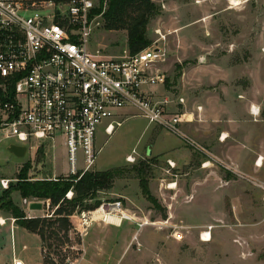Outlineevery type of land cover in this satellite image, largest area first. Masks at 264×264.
<instances>
[{
	"label": "rangeland",
	"instance_id": "rangeland-1",
	"mask_svg": "<svg viewBox=\"0 0 264 264\" xmlns=\"http://www.w3.org/2000/svg\"><path fill=\"white\" fill-rule=\"evenodd\" d=\"M152 1L158 13L147 24L146 47L162 49L164 61L157 69L166 77L164 87L156 88L155 100L166 96L171 110L193 112L195 120L180 127L202 151L148 123L133 108L118 110L122 123L110 134L102 129L97 133L99 152L92 168L121 167L112 186L78 202L73 210L67 205L68 229L59 228L55 220L50 246L40 248L34 236L13 238L7 225L15 224L14 218L0 211L7 222L5 228L0 226V264H10L12 247L29 264H264L263 192L253 182L264 181V160L259 169L251 171L246 165L248 174L238 175L231 161L242 149L264 154V0ZM97 21L90 37L93 49L110 56L124 50L132 54L125 30H106L102 18ZM180 97L184 103L177 107ZM244 104L258 106L259 113L252 115ZM200 111L205 118L201 122ZM9 143L0 132V179H8V185L16 183L26 163L31 180L68 175L60 137L53 143H30L23 157L10 153ZM186 146L192 150L191 160L170 167L169 156L176 158L179 152L173 151ZM133 166H141L155 204L142 194ZM11 194L28 218L64 216L55 213L59 204L47 206L32 197L21 201L19 192ZM104 199H120L128 212L146 221L136 241V226L129 221L115 226L97 220L79 236L77 212ZM32 203L40 207L33 209ZM204 231L210 240L201 239ZM177 232L181 239L173 237ZM42 247L46 251L41 253Z\"/></svg>",
	"mask_w": 264,
	"mask_h": 264
},
{
	"label": "built area",
	"instance_id": "built-area-1",
	"mask_svg": "<svg viewBox=\"0 0 264 264\" xmlns=\"http://www.w3.org/2000/svg\"><path fill=\"white\" fill-rule=\"evenodd\" d=\"M96 7L95 0H0L2 138L27 147L30 143H53L60 137L67 173L79 178L93 170L99 130L112 133L123 121L117 111L133 108L148 123L202 151L180 127L195 120L193 112L171 110L165 95L161 101L155 100L159 94L156 88H163L166 81L157 69V64L164 61L162 49L146 47L132 54L124 50L117 56L93 49L91 33L99 25L97 18H101ZM183 103L180 97L175 105ZM250 113L257 115L259 108L251 106ZM126 158L130 160L131 156ZM260 158L255 161L258 166ZM168 164L175 166L170 159ZM253 182L263 192L264 200V181ZM8 183V179H0L2 189ZM72 195L70 189L65 197L70 199ZM45 203L48 206L49 199ZM97 220L115 226L129 221L136 226L132 241L146 224L128 212L120 199H104L95 208L77 212L79 236L83 237ZM4 223L5 219H0V224ZM173 237L181 239L183 235L177 232ZM12 264L23 263L13 259Z\"/></svg>",
	"mask_w": 264,
	"mask_h": 264
},
{
	"label": "trees",
	"instance_id": "trees-1",
	"mask_svg": "<svg viewBox=\"0 0 264 264\" xmlns=\"http://www.w3.org/2000/svg\"><path fill=\"white\" fill-rule=\"evenodd\" d=\"M95 11L101 12L104 29L126 31V45L130 52L135 53L149 45L150 40L146 35V27L149 20L158 13V7L152 0H98ZM29 168V163L23 165L16 175V183L9 184L7 188L2 190L0 194V211L9 213L14 218L16 225L37 234L43 246H50L48 239L55 235V229L53 228L56 223L55 220L59 221V228H64L67 231L68 220L65 215L67 205L73 210L75 205L83 199L94 198L99 190L109 189L122 169L121 167H112L105 170H90L84 172L79 178L77 175L68 174L54 179L31 180L27 176ZM133 168L136 169L142 194L151 203L155 204L156 200L150 194L148 188V179L141 174V166H133ZM70 189L73 192V197L66 199L65 194ZM13 191H18L23 199L30 197L43 200L49 199L50 205L59 204L55 213L64 216L54 220L50 219L51 217L28 218L23 209L13 201L11 197ZM99 203L100 201L96 200L91 205H85L84 208L92 209ZM31 205L32 208L40 207L39 203H32ZM42 250H44V247H42L41 253ZM45 262H49L48 257Z\"/></svg>",
	"mask_w": 264,
	"mask_h": 264
},
{
	"label": "crops",
	"instance_id": "crops-1",
	"mask_svg": "<svg viewBox=\"0 0 264 264\" xmlns=\"http://www.w3.org/2000/svg\"><path fill=\"white\" fill-rule=\"evenodd\" d=\"M254 108L256 109V108H258V106H255L254 105ZM244 109L247 112L250 113V108L247 106V104H244ZM201 110H203V107L202 106H201ZM199 115H200V119L198 121L201 122L205 118H204V116H202L203 114L201 113V111L199 112ZM186 124H189V123H186ZM159 132H161V131H159ZM178 146H180V145H178ZM185 148H188V150H189L187 153L184 152L185 151ZM185 148L180 147L179 149H175L173 152H176V151L179 152V153H177L176 158H173V157H171V156L168 155L169 156L168 159H170L171 161H173L175 164L176 163L181 164V163H186V162L190 161L191 160V156H192V150L189 147H187V146ZM242 150H244L242 152L243 154L241 153V154H239L237 156H231V161H232V164L234 165V167H232V169L234 168L233 169V173H235L237 175L239 173L248 174L247 173V167H245L246 165L247 166H250V170L251 171L257 170V169H259L262 166L263 160H264V156H263L264 154L260 150H253V151H255L253 154H251L250 148H248V149H242ZM259 156L261 157V162L262 163H261V165L258 166V165L255 164V161H256V159ZM34 170H36V168H34ZM235 170H237V171H235ZM57 174H59V173H53L52 176L54 177ZM0 194H1V192H0ZM22 199L23 198L21 197V201H22ZM234 201H232L233 204H234ZM16 204L18 206H20V207L22 206L21 205L22 203L21 204L16 203ZM0 217L6 219V217H4V216H1L0 215ZM6 223L7 222L5 221V223L4 224H0V226L3 227V228H5ZM7 226H8L7 228H9V231H11V233H13V238H15L16 235H18L19 237H24V236H31V237H33L34 236L36 239H38V243H39V246L41 248V240H40V237L37 234L32 233V232H29L25 228H23V227H21L19 225H16L14 223H11V222H9V225H7ZM11 238H12V234H11ZM12 244H13V242H12ZM13 248L14 247H12L10 264H12L13 259L21 260L23 264H29L28 258L25 257V256H23L20 252L19 253H16L15 249H13ZM22 248L26 249L27 247L25 245H22ZM40 251H41V249H40Z\"/></svg>",
	"mask_w": 264,
	"mask_h": 264
},
{
	"label": "water",
	"instance_id": "water-1",
	"mask_svg": "<svg viewBox=\"0 0 264 264\" xmlns=\"http://www.w3.org/2000/svg\"><path fill=\"white\" fill-rule=\"evenodd\" d=\"M7 150L17 157H23L27 152V147L25 145L10 143L7 146Z\"/></svg>",
	"mask_w": 264,
	"mask_h": 264
},
{
	"label": "bare ground",
	"instance_id": "bare-ground-1",
	"mask_svg": "<svg viewBox=\"0 0 264 264\" xmlns=\"http://www.w3.org/2000/svg\"><path fill=\"white\" fill-rule=\"evenodd\" d=\"M223 139H224V137L221 138V140H223ZM260 159H261V158H260ZM0 219L3 220V218H1V217H0ZM201 239L204 240V241H208V240H210V239H211V235H210V233H209L208 231H204V232L202 233V237H201Z\"/></svg>",
	"mask_w": 264,
	"mask_h": 264
},
{
	"label": "snow or ice",
	"instance_id": "snow-or-ice-1",
	"mask_svg": "<svg viewBox=\"0 0 264 264\" xmlns=\"http://www.w3.org/2000/svg\"><path fill=\"white\" fill-rule=\"evenodd\" d=\"M237 2H238V0H237Z\"/></svg>",
	"mask_w": 264,
	"mask_h": 264
}]
</instances>
